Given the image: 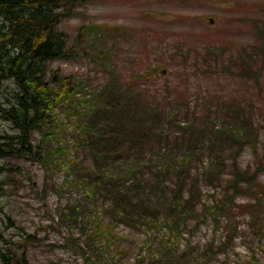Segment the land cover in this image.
<instances>
[{
  "label": "trees",
  "instance_id": "16d2710c",
  "mask_svg": "<svg viewBox=\"0 0 264 264\" xmlns=\"http://www.w3.org/2000/svg\"><path fill=\"white\" fill-rule=\"evenodd\" d=\"M91 1L0 0V93L5 96L0 118L13 132L0 135V159H28L41 166L45 176L41 195L51 191L59 201L47 220L55 233L65 235L70 251L82 264H124L123 242L127 239L118 236L122 226L145 238L134 264H212L220 253L233 250L231 246L244 233L240 214L249 218L251 235L247 238L263 244L262 164L256 171L242 169L237 155L245 147L257 152L260 130L251 120L245 121L244 128L234 124L240 123L239 114L253 112L251 104L243 108L238 100H221L228 124L218 120L207 125L197 119L204 116L184 124L177 121L180 106L175 103L177 107L172 108L169 99L173 89L165 88L168 98L164 99L144 87L146 81H142L152 69L123 80L120 70L109 64L105 66L107 84L95 88L83 83V78L77 77L81 82L75 84L76 76H62L60 70L50 68L56 61H76L80 53L86 57L89 49L99 57L107 50L109 61L108 26L79 27L76 44L88 29L90 48L83 42V47L69 48L66 33L58 31L63 22L77 16V8ZM185 46L182 42L181 56L174 60L197 53L191 48L186 55ZM224 52V48L204 47L192 63L210 71ZM256 55L257 46L251 55L244 50L227 60L238 70V77L251 82L254 76L258 84L264 61L251 67V62H257ZM239 61L244 62L240 72ZM96 64L103 69L101 63ZM8 91L10 97L5 95ZM179 97L188 116L186 100ZM165 126L176 127L180 136L171 141ZM36 133L40 140L34 145ZM181 143H197L202 148L195 156L178 146ZM77 150L89 153L90 162L80 159ZM205 157L209 167L193 174L191 166ZM257 158L261 160L262 153ZM3 171L0 168V177ZM60 174L63 180L57 183ZM199 182L213 191L204 192ZM239 197L248 200L239 205ZM209 226L213 232L210 243L193 245ZM144 252L148 255L143 256ZM0 258L7 264L10 251L0 249ZM238 264L263 262L253 256L247 263L239 259Z\"/></svg>",
  "mask_w": 264,
  "mask_h": 264
},
{
  "label": "rangeland",
  "instance_id": "374dc122",
  "mask_svg": "<svg viewBox=\"0 0 264 264\" xmlns=\"http://www.w3.org/2000/svg\"><path fill=\"white\" fill-rule=\"evenodd\" d=\"M76 12L77 14H74L77 16L58 27L59 32L66 33L69 48L74 46L77 49L83 47V44H89L88 29L83 30V41L76 44L80 33L78 29L82 24L108 26V44L112 50L109 61L107 50H103L99 57L97 54H91L89 49V53H85L86 57L80 53L76 61L69 59L51 63L49 66L52 70H60L62 76H76H73L75 84L81 82L77 81L78 77L80 80L83 78V83L87 81L88 87L91 83L95 88H101L107 84L105 66L109 64L120 70L123 80H129L149 69H157L149 78L147 75L144 77V87L150 94L160 98L165 97L167 86L173 89L170 100H177L179 94L183 95L189 104L188 116H185V107V110H178L179 113L176 114L177 121L184 124L193 121L197 116H204L203 119H197L207 125L218 120L228 124L230 120L221 109V100L227 103L238 100L243 108L251 104L253 112L239 114L240 123L234 124L236 127L241 124L240 128H244L245 121L251 120L254 127L260 130V148L253 152L251 148L245 147L239 150L237 155L239 166L243 169L250 167L252 171H256L261 162L260 180L264 184V68L257 84L254 76H251V82L240 75L238 77V70L227 60L229 57L239 56V52L243 54L244 50L246 54L251 55L253 48L257 46V62H251V57H248V62H251V67L257 68L259 62L264 61V49L262 50L261 45L264 46V0H92L77 8ZM181 42L186 45V55L187 50L191 48L198 54L204 47L214 46L224 48V56H221L219 63L212 65L210 71L209 68L192 64L197 55L173 61L171 56ZM90 47H93V44H89ZM97 62L101 63L103 69L97 68ZM243 68L244 62L239 61V72ZM84 87L83 84V89ZM5 95L10 97V91ZM4 97V94L0 93L1 103H4ZM189 97L197 99L191 102ZM230 119L233 120V117ZM198 127L201 125L198 124ZM165 128L168 129L171 141L180 136L176 127ZM5 134L13 132L9 124L0 118V135ZM210 136L211 133L207 137ZM39 140L40 136L34 134L33 144L36 145ZM178 146L195 156L202 148V145L197 143H181ZM207 151L209 152V148L205 150V154ZM260 153L261 160L257 158ZM77 154L80 159L90 162L89 153L77 150ZM209 162V158L205 157L201 163L192 165L193 174H196L198 169L204 171L209 167ZM0 168L4 169L0 177V249L3 252L10 251L11 258L7 264H82L81 258L74 257L70 251L65 235L55 233L47 220L48 214L55 209L59 201L51 191L45 196L41 195L45 184L41 166L28 159L5 157L0 159ZM26 172L29 173L28 180ZM63 176L64 174H60L55 181L61 183ZM224 179L229 178L225 175ZM195 183L193 182V186ZM198 185L204 192L213 191V188L201 182ZM215 192L217 197L221 196L220 188ZM247 200L239 197L237 204L242 205ZM248 221L247 216L240 214V230L244 233H241L235 245L231 246L233 250L228 254L220 253L212 264H238L239 259L247 263L253 256L264 264V240L262 244L251 237L247 238L251 235ZM118 236L127 239L123 242L127 254L124 264H134L145 239L144 235L122 226L118 230ZM212 236V227H204L193 245L204 247L210 243ZM6 241L13 244H7ZM262 245L263 250L260 249ZM144 255L147 256V252H144ZM0 264L6 263L0 258Z\"/></svg>",
  "mask_w": 264,
  "mask_h": 264
}]
</instances>
